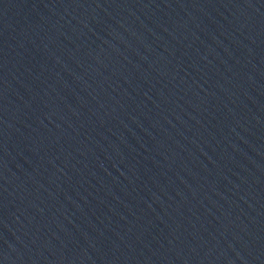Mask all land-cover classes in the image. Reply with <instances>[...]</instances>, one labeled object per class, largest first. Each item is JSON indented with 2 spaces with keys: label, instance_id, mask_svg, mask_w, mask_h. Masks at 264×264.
Masks as SVG:
<instances>
[{
  "label": "water",
  "instance_id": "1",
  "mask_svg": "<svg viewBox=\"0 0 264 264\" xmlns=\"http://www.w3.org/2000/svg\"><path fill=\"white\" fill-rule=\"evenodd\" d=\"M0 264H264V0H0Z\"/></svg>",
  "mask_w": 264,
  "mask_h": 264
}]
</instances>
